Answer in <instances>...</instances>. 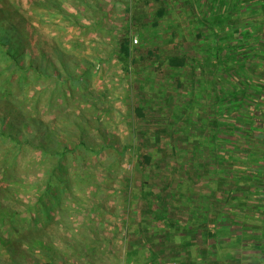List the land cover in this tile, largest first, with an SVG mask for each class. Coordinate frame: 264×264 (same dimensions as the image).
Here are the masks:
<instances>
[{"label": "rangeland", "instance_id": "obj_1", "mask_svg": "<svg viewBox=\"0 0 264 264\" xmlns=\"http://www.w3.org/2000/svg\"><path fill=\"white\" fill-rule=\"evenodd\" d=\"M263 3L215 0L211 44L209 23L204 29L190 24L200 38H180L179 0H0V37L10 39L23 64L34 59L36 67L59 74L65 64L53 53L57 48L83 76L81 84L52 92L55 83L15 71L0 54V95L10 88L21 116L38 122L23 127L0 98V233L20 242L13 256L0 242V264L58 262L70 251L68 229L90 218L85 225L95 231L98 215L108 250L123 264L129 258L137 264H264V116L257 113V130L249 125L264 93V21L261 37L248 36L259 30ZM195 41L203 45L195 49ZM126 42L127 68L120 57ZM211 53L218 58L212 70ZM176 58L183 61L179 68L170 66ZM234 98L241 105L231 112ZM238 115L245 121H236ZM225 120L228 127L215 136L216 122ZM48 125L55 139L47 137ZM82 128L89 134L81 135ZM28 140L52 150L68 146L60 183L50 174L55 157ZM144 183L151 203L141 199ZM160 198L169 215L163 220L148 213L149 203L161 210ZM45 204L54 207L58 224L42 222ZM30 228L35 237L45 236L49 255L21 244Z\"/></svg>", "mask_w": 264, "mask_h": 264}, {"label": "trees", "instance_id": "obj_2", "mask_svg": "<svg viewBox=\"0 0 264 264\" xmlns=\"http://www.w3.org/2000/svg\"><path fill=\"white\" fill-rule=\"evenodd\" d=\"M9 28H12L13 30L17 29L15 25H9ZM256 37H257V35H256ZM17 39L20 42L22 40V38L19 36V34L17 35ZM122 47H123L122 55H120L121 62L124 64V67L127 68L128 67L129 57L131 55V51H130L131 49H130L129 44L127 42L124 43V45ZM53 53H55L56 56H58L60 60H63V62L65 64L64 68H62V71L59 72V74H52L51 72H49V69L48 70H43L40 67H36L33 64V63H35L34 59H31V65H29V66L23 64L22 63L23 62L22 58L18 55V52L13 49V46H11L10 39L5 37V36L0 37V54L4 58V60L9 64L8 66L10 68H13L15 71H17V72L19 71L20 73H23V74H26L27 72L32 71L33 74L35 75V77L38 80L41 79V78H46V79L50 80L52 83H55V88H54V90L52 92H57V91L60 92V91H63V90L65 91V90H67V87L72 85V84H75V85L76 84H81L82 83L81 79H82L83 76H79V74L76 72L75 69H70L71 65L68 64L69 60H68L67 56L62 51L58 50L57 48L53 49ZM182 64H183V61H179L177 58L170 62V66L173 67V68H179L180 66H182ZM85 91L87 93V87L86 86H85ZM0 92H1V90H0ZM262 93L263 92H261L260 101H257L258 104H257V106H255V111L250 114L251 115V121H249V125H251L250 129H253V130H257L255 126H258V120L259 119H258L257 113H261L260 115L264 116V112L263 111L261 112V110H260V106H262V104H264V100L262 98L264 96V93L263 94ZM81 94H83V93L81 92ZM1 95H4V96L1 97ZM1 95H0L1 101L5 102L7 107H10V110L7 112L9 117H11L15 121H21V125L23 127H26V128H29V126L32 125V124H34V125L38 124V122L36 120H34V118L28 117L27 115L22 117L21 113H19L20 110H18L16 108L17 106L15 105V103L14 102H10L11 99L15 97L13 95L12 91L10 90V88H6L5 87ZM219 95L220 96H219L218 99H219L220 102L226 98V96H225L226 93H225L224 88H222V92ZM63 98H64L63 101L65 103V101L67 100V97H66L65 94H64ZM91 99L94 101V102H92V105L94 107H97L98 104H96L97 103L96 101H98V99H96L93 96L91 97ZM234 100H235L234 109H233V107H232L233 110L229 109L231 112H233L234 110H239V107L241 105V104H237V102H238L237 98H234ZM62 103H60V104H62ZM63 105L65 106V105H67V103L60 105L59 108H62ZM227 108L223 106L221 109L224 112L225 109H227ZM63 113L66 116V119H64V121L65 122H70V120H68L67 117L70 116L71 114H66L65 110H63ZM260 118H263V117H260ZM244 119L245 118L243 116H240V115L235 117V120L238 121V122H244L245 121ZM96 121H98V120H95V122ZM3 122L6 123L5 120ZM226 123H229V122L227 120H225L224 122H216V125H215V129H216L215 136L219 135L218 131H219L220 128L228 127V124H226ZM45 128L48 129V136L47 137L55 139V136H56L55 130H51L49 125L47 127H45ZM233 128H235V127H233ZM66 131L70 132V128L67 129ZM84 134H89V130H87L86 128H82L81 135H84ZM1 135L5 136L7 139H10L13 143H17V144L21 143V141L18 138H16L15 136H12V134H7L6 135L5 133H1ZM34 136H35V134H34ZM27 144L29 146H31V147L32 146L33 147L39 146L41 151L43 152V154H46L49 157H55L54 158L55 166H54L53 172H51L50 174L51 175H55V177H57L56 181L58 183H60L62 181V176H63L62 172L64 171L63 161L65 159H67V154L70 153V149L68 148V146H66V145L65 146H61V149H59V150H52L50 148L49 144H47L45 142L41 143L40 145H35L33 140H31V141L28 140ZM85 144H86V142L82 141L80 146H85ZM252 151H255V147H254V149ZM144 160L146 162H150L153 159H152V156H146L144 158ZM141 188H142V191L145 192V194H143L141 196V199L143 201L145 200L146 202H148V201L150 202V198H152L154 195L151 193V191L147 190V184L146 183L142 184ZM56 190H58V189L54 187L53 191H51V193L52 192L54 193ZM53 193L50 195V197L53 196ZM60 199H61V195H59L57 197L56 205H58ZM164 199L165 198H160V201H159L160 203L159 204L161 206V210H159V211L156 208H154L153 203L152 204H150L151 202L149 203L150 211H148V213L155 214V216L157 217L158 220L165 219L164 218L165 216L169 217V215H167V209L164 206L165 204H163ZM162 207H163V209H162ZM52 208L54 209L53 206L48 208L46 206V204H45V207H44V209L42 211L45 214L47 213L46 214L47 216H46V218H42L41 219L42 222L51 223V224H54V223L58 224V222H54L55 220H54L53 215H52L53 214V209ZM2 210H3V213L5 215L10 216V215H8V213H9L8 209H6V208L3 209L2 208ZM2 218L4 219V217H2ZM167 219H169V218H167ZM39 220H40V218L35 219L34 223L36 222V225H37V222ZM171 222L172 221L169 222V225H171V227L175 228L177 222L176 221L173 222V223H171ZM178 224H179V222H178ZM33 227H35V224H33ZM34 232H35L34 228H30L29 232L25 233V237H27L28 240L27 241L25 240L21 244H23V243H33L34 245L40 246L41 249L46 250L48 252V255H49V251L51 252V247H49L47 244H44L45 236L37 235V237H35L33 235ZM0 242L2 243V245L5 246L6 252L8 254L12 255V256L14 254L13 248H15V249L16 248H20V242H19V240L17 238H12V236H9V238H5V235H4L3 232L0 233Z\"/></svg>", "mask_w": 264, "mask_h": 264}, {"label": "crops", "instance_id": "obj_3", "mask_svg": "<svg viewBox=\"0 0 264 264\" xmlns=\"http://www.w3.org/2000/svg\"><path fill=\"white\" fill-rule=\"evenodd\" d=\"M171 3V0H168ZM175 1V0H174ZM215 1V0H214ZM211 0L209 8L211 10L210 14H206L205 12L208 10H206V5H207V0H179V4H180V9L181 11H179V19L178 22L180 24V29H179V36L180 38H183L184 40H189V39H196L197 37L200 38L199 36H201V34H199L198 32H195V36H192V30L190 29V24L192 22L194 23H198V25L196 26L197 28H200L203 23H209L210 27H211V31L209 33V36L211 38V44H213V33L215 35V31L213 30L214 28L217 27V25L214 24H218V15L216 14H212L213 12V2ZM192 4V5H191ZM212 5V7H211ZM264 5V3H263ZM193 10H192V8ZM204 7V9L202 8ZM202 9V11H201ZM251 22H253V20H249ZM256 24H258L259 30L257 32V30L255 29H250V33L248 36L250 37H254V38H259L261 37V25L264 21V17H260L259 19H257ZM245 22V21H243ZM201 23V26H200ZM202 29L203 26H202ZM201 29V30H202ZM206 30V27H205ZM212 30L214 32H212ZM235 31H231V32H227V37L231 38V36H233ZM201 33H203V30L201 31ZM218 33V32H217ZM231 33V34H230ZM230 34V35H229ZM259 34V35H258ZM257 35V37H256ZM247 36V37H248ZM205 38V37H202ZM184 45L187 46V43H184ZM194 45L196 46L195 49L199 46H202L203 43H194ZM218 46V45H217ZM212 47V46H211ZM217 48V47H212ZM212 49V52H213ZM186 55H188V52L185 51L184 52ZM196 54V51H195ZM214 53H211V56L209 57V59L211 60L210 64L211 65V70L213 68L214 65H218V58L216 56L215 58V62L213 61V55ZM226 56L229 57V53H226ZM198 65L199 64H195ZM203 65H206L203 62L200 63V67L204 68ZM188 68H191L190 66H185ZM198 69V68H197ZM102 217L101 216H96V221H97V229H93L95 231H90V229H88L87 225H85V223L87 224L86 221H89L90 218H87L86 221L83 222V224H79L76 226V224H73L72 228H69L68 230L72 231V235L71 233L69 234V238H67L66 240V244H67V248H69V252H62V250L59 248V250L62 252L61 255L58 256V262H55L53 264H121L122 260L121 259H117V257L113 256L110 250H108L107 244L105 242L104 237L102 236ZM96 232V233H95ZM116 245L114 244L113 247H115ZM112 247V248H113ZM130 249H128L129 255L130 254ZM140 250V249H139ZM114 254H117V248H115L113 250ZM132 257V256H130ZM123 264V263H122ZM129 264H137V262L134 259H130L129 258Z\"/></svg>", "mask_w": 264, "mask_h": 264}, {"label": "built area", "instance_id": "obj_4", "mask_svg": "<svg viewBox=\"0 0 264 264\" xmlns=\"http://www.w3.org/2000/svg\"><path fill=\"white\" fill-rule=\"evenodd\" d=\"M135 43H137V41H135Z\"/></svg>", "mask_w": 264, "mask_h": 264}]
</instances>
